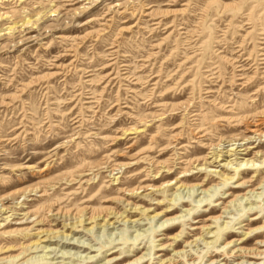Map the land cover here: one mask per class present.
<instances>
[{"label": "rangeland", "instance_id": "rangeland-1", "mask_svg": "<svg viewBox=\"0 0 264 264\" xmlns=\"http://www.w3.org/2000/svg\"><path fill=\"white\" fill-rule=\"evenodd\" d=\"M168 259L264 264V0H0V264Z\"/></svg>", "mask_w": 264, "mask_h": 264}, {"label": "bare ground", "instance_id": "bare-ground-1", "mask_svg": "<svg viewBox=\"0 0 264 264\" xmlns=\"http://www.w3.org/2000/svg\"><path fill=\"white\" fill-rule=\"evenodd\" d=\"M239 79H241V78H239ZM231 149H232V148H231ZM231 149H230V150H231ZM78 222H81V220H80V221H78ZM258 235H260V233H258ZM239 251H240V250H239ZM255 251H256V250H254L253 252H252V251H250V250H249V251H245V250H243V251H241V252L255 253ZM256 253H258V252H256ZM242 254H243V253H242ZM243 256H244V255H243ZM251 256H252V255H251ZM234 258H235V257H234ZM243 258H244V257H243ZM191 259H192V258H191ZM167 261L169 262V264H174V262H175V261H174V260H172V259H168ZM114 262H115V261H114ZM177 262H178V261H177Z\"/></svg>", "mask_w": 264, "mask_h": 264}]
</instances>
